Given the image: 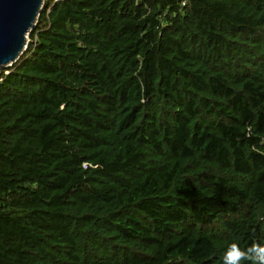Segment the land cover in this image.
<instances>
[{
	"label": "trees",
	"instance_id": "16d2710c",
	"mask_svg": "<svg viewBox=\"0 0 264 264\" xmlns=\"http://www.w3.org/2000/svg\"><path fill=\"white\" fill-rule=\"evenodd\" d=\"M231 244L264 246V0H44L0 70V264Z\"/></svg>",
	"mask_w": 264,
	"mask_h": 264
},
{
	"label": "water",
	"instance_id": "95a60500",
	"mask_svg": "<svg viewBox=\"0 0 264 264\" xmlns=\"http://www.w3.org/2000/svg\"><path fill=\"white\" fill-rule=\"evenodd\" d=\"M44 0H0V70L25 50Z\"/></svg>",
	"mask_w": 264,
	"mask_h": 264
},
{
	"label": "clouds",
	"instance_id": "9594fccd",
	"mask_svg": "<svg viewBox=\"0 0 264 264\" xmlns=\"http://www.w3.org/2000/svg\"><path fill=\"white\" fill-rule=\"evenodd\" d=\"M222 259L223 264H242L245 260L252 264H264V246L254 244L245 251L237 244H231Z\"/></svg>",
	"mask_w": 264,
	"mask_h": 264
},
{
	"label": "built area",
	"instance_id": "2783aa9c",
	"mask_svg": "<svg viewBox=\"0 0 264 264\" xmlns=\"http://www.w3.org/2000/svg\"><path fill=\"white\" fill-rule=\"evenodd\" d=\"M28 42H29V39H28ZM28 44V43H27ZM26 49V48H25Z\"/></svg>",
	"mask_w": 264,
	"mask_h": 264
}]
</instances>
